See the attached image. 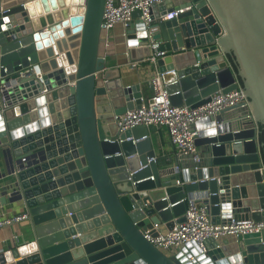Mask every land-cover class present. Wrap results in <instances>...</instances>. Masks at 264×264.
<instances>
[{"label": "water", "instance_id": "water-1", "mask_svg": "<svg viewBox=\"0 0 264 264\" xmlns=\"http://www.w3.org/2000/svg\"><path fill=\"white\" fill-rule=\"evenodd\" d=\"M105 7L1 0L0 85L14 91L0 113V207L27 218L0 264H264V229L210 239L206 252L195 242L164 252L145 238L154 225L184 223L191 201L215 223L231 209L239 222L264 223V0H163L148 25L135 12L115 53L102 37ZM139 60L163 75L175 107L240 87L249 107L197 123L211 129L196 139L199 159L162 168L148 127L117 125L141 105L123 69ZM231 111L242 114L227 120Z\"/></svg>", "mask_w": 264, "mask_h": 264}, {"label": "built area", "instance_id": "built-area-1", "mask_svg": "<svg viewBox=\"0 0 264 264\" xmlns=\"http://www.w3.org/2000/svg\"><path fill=\"white\" fill-rule=\"evenodd\" d=\"M162 1L106 0L102 37L107 46L112 45V31L119 25L126 28L134 19L136 11L141 12L140 19L148 25L151 21L152 6ZM184 11V9H180L170 13L166 19L172 20ZM133 67L136 65L133 64ZM31 71L36 77V84H44L40 66H32ZM151 84L153 95L147 99H141V105L135 110L118 116L116 118L118 127L122 132L140 126L165 127L168 129L172 144L178 149L179 156L191 158L194 161L199 159V148L196 145L199 133L193 129L197 123L230 108L246 110L249 107V100L241 87L226 94L220 91L213 95L211 101L206 105L192 109L187 106L175 107L172 105L171 95L166 89L162 74H156ZM11 89L14 91L13 86L8 88L4 83L0 85V113H4L8 108V98L11 95L8 91ZM47 93L46 89L40 91L41 95ZM14 95L16 101L14 106H18L24 101L23 97L18 96L17 92ZM227 212L230 215L229 218L223 221L221 217V221L215 223L207 205L191 201L184 215L186 219L184 223L177 225L172 231H163L162 226L154 225L152 230L147 231L145 238L164 252H170L192 242H195L206 252L205 243L210 239L217 241L224 236L259 233L264 229V223L239 222L234 217L233 209ZM26 218V214H21L13 218L2 219L0 230L15 223H21ZM153 232H156L157 236H154Z\"/></svg>", "mask_w": 264, "mask_h": 264}, {"label": "crops", "instance_id": "crops-1", "mask_svg": "<svg viewBox=\"0 0 264 264\" xmlns=\"http://www.w3.org/2000/svg\"><path fill=\"white\" fill-rule=\"evenodd\" d=\"M179 2H174V5H179ZM123 31V26L119 25L112 31V38L113 39H119L118 37H121V33ZM117 37V38H116ZM113 51L112 53H115V50H120L115 46V44H112ZM117 51V52H118ZM125 53V52H124ZM129 53V50H128ZM123 63H127V60L125 59ZM136 65L135 68H130V65ZM132 67V66H131ZM124 74H125V85L126 86H132V85H139L141 87V93H142V99H147L153 95V88L151 81L155 77L156 74L159 72L157 70H153L150 68L149 63L146 60H139L136 62H130L128 66H125L124 68ZM240 110V109H239ZM34 111H37L34 110ZM239 114H242L240 111H231L228 113L227 120H231L232 118H236L239 116ZM40 120H38V123ZM209 125L204 127H194V131L200 133L202 130H211ZM209 128V129H208ZM150 136L152 139V147L156 152L157 155V161L162 166V168L165 167L166 162L174 161L176 158H181L179 156L178 149L175 145L172 144L169 136L168 129L165 127H150ZM258 135V139H259ZM8 209V207H7ZM24 214L23 212H19L16 210V212L9 210H4L0 207V221L5 218H13L14 216ZM24 222L21 223H15L12 226L3 227L0 230V248H7V243L10 240H13L16 235H18L20 228L23 226ZM162 230L166 231L169 230L166 226L162 225ZM21 261V258H17L14 260V263H17Z\"/></svg>", "mask_w": 264, "mask_h": 264}, {"label": "trees", "instance_id": "trees-1", "mask_svg": "<svg viewBox=\"0 0 264 264\" xmlns=\"http://www.w3.org/2000/svg\"><path fill=\"white\" fill-rule=\"evenodd\" d=\"M261 130H262V128L260 127V131H261ZM259 140H260L261 142H264V133H263V132L260 133ZM263 160H264V150H263Z\"/></svg>", "mask_w": 264, "mask_h": 264}]
</instances>
